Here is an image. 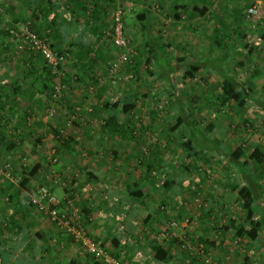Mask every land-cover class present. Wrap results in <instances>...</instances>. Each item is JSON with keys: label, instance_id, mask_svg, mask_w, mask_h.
I'll use <instances>...</instances> for the list:
<instances>
[{"label": "crops", "instance_id": "crops-1", "mask_svg": "<svg viewBox=\"0 0 264 264\" xmlns=\"http://www.w3.org/2000/svg\"><path fill=\"white\" fill-rule=\"evenodd\" d=\"M220 1H140L142 13L148 11L147 32L143 33V41L152 52H150L151 60L154 61L158 75L160 60L175 62L177 59H184L187 62H201L221 57L227 47H215L213 39L218 32L232 36L229 40L231 44L234 43V54L232 53L229 60L231 67L241 72L250 66V59L257 57V53L250 54L246 45L254 42L263 44L261 35L264 27L258 33L250 31L244 21L246 5L241 3L244 0H222L224 3ZM228 1L230 4L226 5ZM124 2L125 0H0V12L6 11L10 19L6 24H9L10 21L34 20V11H36L38 21L35 27L38 32L43 34L42 36H46L44 31L51 34V40L60 43L62 50L70 48L72 59L66 69L73 77L71 99L82 102L88 87L86 81H91V78L104 71L108 66L105 63L110 62L113 57L112 39L108 38L105 32L112 26V14L115 8L121 3L124 5ZM246 2L248 0H245ZM133 8L125 9L124 21L125 26L131 22L134 28ZM2 17L4 19L3 14ZM136 18L139 19L141 16L137 14ZM162 21L167 25L166 28L168 27L165 43L162 42L161 36L158 37L160 31L156 28L161 26ZM243 44H245L244 48L241 49ZM241 60L244 66L237 65ZM93 61L95 62L92 63ZM176 68L179 70L177 74H171L174 84L177 81L174 78L177 79L182 72L186 73L188 70L185 64L180 63ZM199 71H209L214 74L218 78L214 80L217 84L221 81L218 66ZM40 75L41 73L38 74ZM29 76H31L30 70L23 67L0 68V139L3 143L2 147L7 149L10 141L14 142L10 131L13 125L23 131L22 139L14 146V149L18 150L25 142L31 146L30 136L34 135V128L42 134L52 132V129L49 131L46 128L40 129L46 126L47 121L42 117L46 108L51 106V101L49 98L45 99L47 95L39 92V82L32 77L29 79ZM76 80L78 82H75ZM29 82H34V86L29 87ZM83 82L86 84L82 85ZM96 87L99 91L98 96L103 97L106 93H110L107 84ZM28 114L31 118L25 120ZM126 120L129 122L131 120L130 127L133 129L132 135L127 140L115 138L109 131L105 136L115 140L120 151L125 153L128 163L111 165L110 162H106L104 166L90 170L88 175H85L94 187L90 189L79 187L83 191L80 195L84 194L81 208L90 209L91 218L86 229L89 236L97 245L107 249L125 264H205L201 257L200 260L188 258L185 261V255L177 245L158 238L171 221L183 220V215L187 212V209L185 210L187 199L183 196L177 197L175 196L177 192H172V187L179 186V180L170 174L172 165L159 164L161 167L152 170L149 175L150 180L156 172H163L165 181L167 179L173 181L171 187L165 182H157L156 177L155 182L144 180V173L151 171L149 169L142 171L140 168L135 169L134 166L130 169L129 163L134 161L132 157L135 148L132 142L135 138V127L133 119L126 118ZM27 123H32L33 129L28 128ZM163 166L165 168H162ZM93 176L96 179H93ZM139 177L145 181V195L135 198L128 193L127 183ZM179 193L183 191L180 190ZM53 195L62 197L63 192L55 191ZM0 199V264H98L91 255L81 252L77 243L69 239L49 218L43 217L35 208L25 206L24 203L28 202L27 197L22 205L10 203L9 206L2 202L3 193L0 194ZM18 199L19 195L13 196L14 201ZM216 224H219V229L216 230L213 223V230H209L210 232L206 230L205 233L211 234L208 239L211 242L210 246L214 251L219 252L225 249L228 239L230 241L233 239V233L223 234L219 221ZM178 232L179 230L171 233L178 234ZM169 239L170 237L167 240ZM159 250H164L167 257L162 262L156 263L155 253ZM263 251L264 237L260 243L247 247V252L252 254L254 260H257L258 254L261 256Z\"/></svg>", "mask_w": 264, "mask_h": 264}, {"label": "rangeland", "instance_id": "rangeland-1", "mask_svg": "<svg viewBox=\"0 0 264 264\" xmlns=\"http://www.w3.org/2000/svg\"><path fill=\"white\" fill-rule=\"evenodd\" d=\"M140 1L125 0L124 5L123 3L120 4L124 12L125 9L129 10V8L134 7L132 11L135 25L133 28L131 22H129L126 31L133 47L138 51V57L123 69L124 76L122 80L110 79L107 68L97 76L93 75L95 77L91 78V81H86L88 87L82 102L72 101L70 93L73 85L67 80L70 90H68L69 92L62 101L56 103L58 105L56 115L54 117L47 116L48 110L52 106H49L43 112L42 118L45 117L47 122L46 126H42L40 129L46 128L48 131L52 129V132L42 134L34 128L35 132L32 131L34 135L30 136L32 139L31 146L28 142H25L19 150H8L2 147L3 143L1 144L0 164L8 159L13 167L10 177L0 174V194L3 193L4 195L2 202L4 205L9 206V195L13 194L15 196L17 194L16 189L20 191L22 189L26 193V191L37 190L42 185H47L52 190L51 193L60 190L63 192L62 197L54 195L60 203L71 201L76 207L80 208L84 194L80 195L83 191L79 187L84 186L86 189L94 187L93 184H90V180L85 177V175H88V171L104 166L106 162H110L111 165H125L128 163L125 153L120 151V147L115 140L106 138V132H102L101 129L109 115L103 105L105 106V103L118 91L126 88L133 95L136 105V109L128 115V118L133 119L135 127V138L132 142L135 148L132 157L134 161L129 163L131 164L130 169L134 166L135 169L140 168L144 171L147 167L142 166L141 161L145 158H149L152 167H155L158 163L172 165L173 168L170 174L179 180V186L177 188L172 187V192H177L175 195L177 197L183 196L187 199L185 205L187 212L183 215V219L188 218L192 222L187 228L171 229V232L179 230L177 235L185 232L188 235L189 232L188 236L193 242L200 241L207 244L206 254L212 261L205 264H225L227 262L230 264H264V251L261 256L258 254L257 260H254L252 254L247 252L248 246L245 247L242 241L239 240H237V243L234 242V237L231 241L230 239L227 240L224 250L214 251L210 246L211 242L208 241L211 234L207 235L205 233L206 230H213V223H215V229L217 230L219 224H216V222L219 221L222 227V224H225L232 215L238 212L241 214L240 206L232 189L230 187L228 190L225 189L222 182V180L224 181L223 176L229 175L228 172H224L227 166L225 153L231 152L239 142H243L244 147L249 146L250 149L259 147L264 150V109L256 104L237 110H233L228 106L217 107L216 95L220 96L221 92L220 90L215 92L219 87L214 80L218 78L209 71L193 72L191 70L193 75L188 76L187 79H185L187 72H182L177 79L174 78L177 81L175 84L173 82L172 88H170L163 81V78L158 75L154 61H147V57L151 55L147 43L143 41V33L147 32V19L136 18L137 14L142 13ZM220 3L224 2L221 0ZM241 3L245 6L247 2L245 3L244 0ZM146 4L148 3L146 2ZM229 4V1L226 2V5ZM2 14L4 20L8 21L9 17L6 11L3 10ZM162 14L164 15V13ZM244 21L253 33H258L264 27V16L262 15L254 28L252 23L247 22L246 12ZM166 26L165 22L162 21L161 26L156 27L160 31L158 32L159 36H157H161L163 43L167 40L165 37L167 36L168 27L166 28ZM260 45L257 57L250 59L249 67L240 72L236 68H232V65L228 62L227 68L230 73L237 74L246 81H251L256 90V97H259V101L263 102L264 44ZM111 46L113 57L110 62L105 63L106 65L114 61L118 53L112 43ZM164 47L163 49L166 50ZM23 56L24 54L18 56L14 53V55L4 58L0 54V68L18 67L17 65L22 61ZM136 61L138 64H135ZM134 65L136 68L132 73L131 67ZM95 79L98 80L95 81ZM84 84L86 83L83 82L82 85ZM106 84L110 89V93H106L103 97L98 96L99 91L96 85L103 86ZM150 84H153L152 87H149ZM174 95L185 105L195 107L194 112L191 114V119L195 125L189 127V129L190 131L203 130L206 134L205 139L218 146L214 150L216 158L212 152L209 153L208 150L203 149L199 157L191 159L185 164L186 160L183 159L185 155L181 152L179 142L176 141V139L181 140L185 131L183 126V129H181L178 125V106ZM75 108H80V116L74 120L73 124L67 125V118L70 117ZM89 115L93 116L90 118ZM244 117L249 119V123L245 126L242 124ZM26 126L29 128L33 125L27 123ZM10 131L13 134L15 144L22 139L23 131L20 128L18 130L13 125ZM26 132H29V130H26ZM188 137L189 135L186 134V138ZM45 138L46 140H44ZM69 140H73L72 144L63 148L62 145ZM55 158L58 159L57 162H54ZM208 160H211V162H208ZM37 164L41 166L38 174L32 179L30 185L22 187V177L20 178V175L26 169H31ZM199 164L201 166L196 167ZM186 165L188 169L185 168ZM162 168H165V166ZM160 173L163 174V172ZM180 190L183 193H179ZM75 191L79 195L72 200L70 198H72ZM24 192L22 191V193ZM19 197L23 198L21 195ZM257 210L261 214L262 220H264V189L261 192L260 205ZM161 233H165V231L163 230ZM158 238L167 242L170 241L167 240L169 237L159 236ZM171 240L177 243L181 253L186 256H184L186 261L188 257L182 252L178 244V238L175 237ZM194 244L196 245V243ZM198 259L200 260V258ZM248 259L250 262H247Z\"/></svg>", "mask_w": 264, "mask_h": 264}, {"label": "trees", "instance_id": "trees-1", "mask_svg": "<svg viewBox=\"0 0 264 264\" xmlns=\"http://www.w3.org/2000/svg\"><path fill=\"white\" fill-rule=\"evenodd\" d=\"M2 5H4L3 2H2ZM251 5H252V0L247 2L246 6H245V10H246L245 12H247L248 8ZM147 14H148V11L145 10L142 14H139V15L141 16V18L144 19V17H145V19H146ZM176 16L178 18H180L179 15H176ZM34 18H35L34 20H28V21H26V20H24V21H21V20L20 21H13V22L10 21L9 24H6V21L2 17V11L0 12V54H1V56H4V58H6V57L14 55V53L16 54L15 46L10 41V33H9L8 29L10 27H12V25H15V24L17 25L19 23H30L32 29L37 33V35L39 37H42V38L46 37L48 39V41L50 42V47L54 51H58L61 53H68V54L72 55L70 48H64L65 50H62L60 43L52 41L51 40L52 39L51 34L49 35V34H47V32L44 31V34H46V36H42L43 34H40V32H38V29L35 27V25L37 23L36 21H38V16H37L36 11H34ZM245 23H246V21H245ZM261 37L264 41V31H263ZM108 38H110V37H108ZM230 38H232V36L230 37V35L228 33H226L224 35L223 33L218 32L216 37L213 39V43H214L215 47H217V48L227 47L225 53L221 57H218L216 59L203 60L201 62H199V61L187 62L184 59H177V61H175V62L160 60L159 61V68H158L159 76H161L163 78V81L166 84H168L170 86V88H172L171 86L173 85V83H172L173 78H172L171 74H177V72L179 71L176 68V65L178 63L185 64V67L186 68L188 67L185 79H187L188 76L193 75L191 70L199 71L202 69H206L208 67L215 68V66H218L221 81L217 85L219 87V88H217L218 90L216 89L215 92H218L220 90L221 94H220V96H218V94L216 95L217 100H218L217 107L222 108V107L228 106L229 108H231L233 110H237V109L246 108L247 106H249L251 104H256V105H259L260 107H262L264 109V101L260 102L259 97H256V95H255L256 90H255L254 84L251 83V81H249V80H248V82L245 81L244 79H242L237 74H233V75L230 74L229 69L227 68L226 64L229 62V60L232 56V53L234 54V50H233L234 43L231 44L229 42ZM130 41H131V39H130ZM112 43H113V40H112ZM245 44H247V43H245ZM245 44H243L241 46V49L244 48ZM260 44H262V43L254 42V43L247 44L246 47L249 49L250 54H252L254 52L257 53L259 51V48L261 47ZM113 45H114V43H113ZM148 45H149V43H148ZM130 46H132V48L136 52V55L132 56L131 62L129 64H131L133 62V60L138 57V51L133 47L132 43ZM115 48L117 49V52L119 53V49L116 46H115ZM151 50H152V48H151ZM118 53H117V56H118ZM117 56H116V58H117ZM151 57L152 56H148L147 61H151ZM93 62H95V61H93ZM112 63H113V61L107 66V69H106L107 71H110V68L112 67ZM135 64H138V62L136 61ZM237 65L244 66L243 61L241 60V61H239V63L237 62ZM17 66L30 70L31 76H29V79L32 77L33 80H37L39 82V84H38L39 92L47 95L45 97V99L47 100L49 98L51 101L52 108L49 109L48 111L54 110L56 112V110L58 108V105L56 103L62 101L64 96H63V98H61L60 100H57V101L53 99L52 92H53L54 83H55L54 76L51 73L50 68L43 61L42 57L40 55L38 56V55L30 54L29 52H26V53H24L22 61L19 62V64ZM125 68H126V66L123 69H125ZM131 68H132V73H133V70H135L136 66L134 65ZM40 69H41V71H40ZM123 69H122V72H123ZM39 73H41L40 76H38ZM63 73H64L63 79L66 80L67 83H68L67 80H69V82L71 84L73 82V77L69 76V74L67 73V69H65L63 71ZM123 76H124V72H123ZM97 80L98 79H95V81H97ZM75 82H78V80H76ZM34 84H35L34 82H29V87L34 86ZM152 85L153 84H150L149 87H152ZM68 87H69V85H68ZM68 90H70V87ZM48 92H49V94H48ZM68 92L69 91H67V93ZM129 92H130V90L123 88L122 91H118L114 96H112L111 99L105 103V106L103 105V107L105 108V111L108 112L109 115L106 118L105 123L103 124V126L101 128L102 132L109 131L112 136H114L115 138H118L120 140H124V141L127 140L129 138V136L132 135V132H133V129L130 127L131 126V120L129 122L128 120H126V118H128V115H130L136 109V105H135L134 100H133V95ZM175 99H176L175 100L176 104L178 106V111H177L178 119H179L178 125H179V127H181V129L184 128L183 130L187 131V133L183 132V136H182L181 140L176 139V141L179 142L181 152L183 153V155H185L183 157V159L186 160L185 164H187V162L189 160L194 159V158L196 159L197 157H199L201 155V151L203 149L208 150L209 153L212 152L213 156L215 157L216 154L214 153V150L218 146L215 145L214 143H212L211 141H208V139H205L206 134L203 132V130L198 128L199 130H196V131L191 130L190 131V129H189V127L195 125L191 119V114H192V112H194L195 107H189V106L185 105V103L180 102L176 98V96H175ZM95 109L97 111V107ZM93 112L95 113L94 108H93ZM73 116H75L74 119H72ZM79 116H80V108L78 111L75 108L74 112L70 115V117L67 118L68 123L73 124L74 120L77 119V117H79ZM92 116L93 115H89L90 118ZM30 118H31V115L28 114V117H26L25 120L26 119L29 120ZM68 123H67V125H68ZM248 123H249V119L247 117H244L243 122H242L243 126H245ZM263 125H264V122H263ZM182 126H183V128H182ZM15 130H17V129H15ZM18 130H19V128H18ZM186 134L189 135L188 138H186ZM72 142H73V140L65 141V143L62 145L63 148L68 147L70 144H72ZM245 142L247 144V140ZM1 144H2V140L0 139V148H1ZM9 144H10V146L8 145V150L14 149V146L16 145L15 142L10 141ZM225 156L227 159V166L224 169V172H228L229 175L223 176L224 181L222 180V182L225 185V189L228 190L229 187L232 189V192H233V194L237 200V203L240 206L241 214L238 212L237 214L232 215L227 220V222L225 224H222V227H221L222 231L221 232H223V234H227V232H232L233 237H234V242L237 240L242 241V244L246 243L244 246H247V245L251 246L257 242L260 243L264 237V235H263L264 234L263 233L264 222L261 219V214L258 212L257 209H258V206L260 205L261 192L264 189V150L260 149L259 147H254L253 149H250L249 146L244 147L243 142H239L231 152L230 151L226 152ZM148 159L149 158H145L143 161H141L142 166H146L147 167L146 169L151 170V171H147L146 173H144L145 174L144 180H146V181L149 180V175H151L152 170L155 171L158 167H161V166H159V164H161V163L156 164L155 167L150 166L151 161H149ZM8 161L9 160L6 159V161H4L2 164L10 163ZM208 162H211V160L210 161L208 160ZM157 165H158V167H156ZM200 166H201V164L197 165L196 167H200ZM11 167H12V165H11ZM40 167L41 166L39 164H37L36 166H34L31 169H26L23 172V174L20 175V178L22 177V179H21L22 180V182H21L22 187H26V186L31 184L32 179L38 174ZM185 168L188 169V166L186 165ZM196 169H198V168H196ZM156 173L154 176L150 177L149 182H151V181L155 182V179H156L157 182H162V183L165 182V184L168 187H171L173 181H171L169 179H167L165 181V175L164 174L159 173V172H156ZM10 174H11V172H10ZM93 179H96V177L93 176ZM144 180L141 177L133 178L132 180H129L127 183L128 193L135 198L143 197L145 195V186H144L145 181ZM42 186L39 187L37 190L32 188L33 190H31L29 192L26 191V193L22 189H21V191L19 189H16V191H17L16 195H21V196H23V198L19 197L18 200L14 201L13 200V194H10L8 201L11 204L13 203L14 205H17L18 203L20 205H22L23 201H25V199L27 197L29 199H28V202L24 203L25 206H31L39 212V210L33 205L31 199L35 195L38 194V191L41 188H46L48 193L52 192L50 187H48L47 185H42ZM22 191L24 193H22ZM51 194H53V193H51ZM77 195H79V194L77 191H75L72 194V198H70V199L74 200V198L77 197ZM42 200L46 201L47 198L44 197ZM58 211H59L60 216L66 215L67 218L73 217V214L75 213V211H78L79 212L78 216L80 217V219L75 218V220H77L78 223H81L85 229H87V226L90 223V218H91L90 217V209L87 207L78 208L71 201H68L66 203L65 202L60 203L58 205ZM39 213L43 217L48 218V216L46 214H43L41 212H39ZM51 222L54 223L56 226H58V223L56 221H51ZM169 224L167 226V229L164 230L165 232L170 230ZM58 227H59V229L63 230V232L65 233L66 236L69 235L68 233H66V231L64 230L63 227H61V226H58ZM188 235H189V232H188ZM68 237H69V239H71L72 241H74L76 243L73 236L69 235ZM171 239L172 238L169 239L170 240L169 243L173 244V245H175V244L177 245V243ZM194 243H196V244L203 243L205 245V249H207V247H206L207 244H205L204 242H200V241L195 242L194 241ZM178 244L180 245V248H181V242L179 240H178ZM80 250L85 255H88L82 249H80ZM181 250L190 259L196 260V259L200 258V256H198V255L193 256V255L187 254V252L185 250H183L182 248H181ZM114 257L118 258L117 256H114ZM166 257H167V253L164 250H159L155 253L154 262L160 263ZM92 258L96 263L100 264L98 260H96L94 257H92ZM247 262H250V260L248 259Z\"/></svg>", "mask_w": 264, "mask_h": 264}, {"label": "built area", "instance_id": "built-area-1", "mask_svg": "<svg viewBox=\"0 0 264 264\" xmlns=\"http://www.w3.org/2000/svg\"><path fill=\"white\" fill-rule=\"evenodd\" d=\"M124 9L122 6H118L112 15V26L105 32L107 37L112 38L114 45L119 49L117 58L113 61L112 67L109 71V77L113 80H122L123 72L122 69L127 66L132 59V56L136 55V52L132 48L129 36L126 33V26L124 22ZM264 16V0H252V5L246 12V20L252 23V27H256L258 19ZM10 33V41L15 46V52L18 56L29 52L30 54L40 55L46 65L50 68L51 73L54 76V88L52 96L54 100H60L65 96L69 87L66 80L63 79V71L72 59V55L68 53H61L54 51L50 47V42L46 37H39L37 33L32 29L30 23H19L12 25L8 29ZM77 111L79 108H76ZM56 112L54 110L48 111V117H54ZM75 116L72 117L74 119ZM71 123H68L70 125ZM57 158L54 162H57ZM12 167L10 163L0 164V174L10 177ZM47 198L43 201V198ZM33 205L39 210V212L46 214L51 221H56L58 226L64 228L66 233L73 236L77 245L88 255H91L101 264H125L121 259L115 258L105 248L97 245L89 236L87 230L81 223H78L75 218L80 219L78 212L75 211L73 217L67 218L66 215H59L58 205L60 201L51 193H48L46 188H41L38 194L32 199ZM194 221V220H193ZM196 221V220H195ZM192 220L186 218L182 221H171L169 224L168 231L176 228H187L191 224ZM166 231L160 233L159 236L163 238H175L181 242V248L190 255H198L206 263H210L212 259L206 254L205 245L203 243L194 244L192 239L187 233H181L177 235ZM68 235V236H69ZM238 241H236L237 243ZM225 264H230L229 262Z\"/></svg>", "mask_w": 264, "mask_h": 264}]
</instances>
